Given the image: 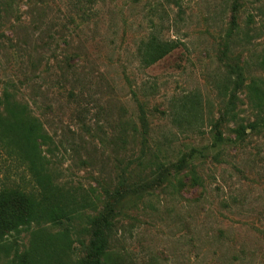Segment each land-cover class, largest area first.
I'll return each instance as SVG.
<instances>
[{
  "label": "rangeland",
  "instance_id": "rangeland-1",
  "mask_svg": "<svg viewBox=\"0 0 264 264\" xmlns=\"http://www.w3.org/2000/svg\"><path fill=\"white\" fill-rule=\"evenodd\" d=\"M150 38L177 48L145 68ZM263 59L264 0H0V112L8 98L38 121L39 165L89 204L84 216L115 204V264H264V129L233 133L258 118L247 86L264 80ZM6 143L0 190L38 194ZM191 150L199 190L189 165L173 167ZM38 232L85 256L81 218L8 234L0 264H18Z\"/></svg>",
  "mask_w": 264,
  "mask_h": 264
},
{
  "label": "trees",
  "instance_id": "trees-1",
  "mask_svg": "<svg viewBox=\"0 0 264 264\" xmlns=\"http://www.w3.org/2000/svg\"><path fill=\"white\" fill-rule=\"evenodd\" d=\"M177 44L174 42H162L156 38H150L142 43L138 49V56L143 67L148 68L167 55ZM260 65L264 68V59ZM236 79L234 84L241 86L243 74L241 69L235 68L232 72ZM248 95L253 108L257 110V120L247 126L238 125L233 133L235 140H241L245 136L246 129L252 133H259L264 129V80L257 79L248 86ZM5 108L0 112V139L5 140L8 146L14 147L20 158L27 162L38 187V194L27 193L17 189L0 190V251L4 249V240L12 232L18 233L22 227L29 224L57 225L59 222H67L84 218L89 229L90 239L85 256L82 259L72 261L68 256L69 247L62 243L65 236L56 241L53 236H43L35 233L30 248L18 259V264H115L109 254V236L113 229L114 205L105 203L100 212L95 215L84 216L83 208L89 204L78 203L68 194H63L52 183L49 175L45 174L39 165V141L43 138L38 121L31 117L24 107L11 104L8 98L4 99ZM230 107L233 103H228ZM229 113V108L226 115ZM218 123L213 126L214 146H219L224 139L218 130ZM199 154L195 150L182 157L175 164L174 169L179 172L189 165L187 176L193 189L202 187L200 177L192 164V159ZM163 170L158 174L161 179ZM165 176L163 177V179Z\"/></svg>",
  "mask_w": 264,
  "mask_h": 264
}]
</instances>
